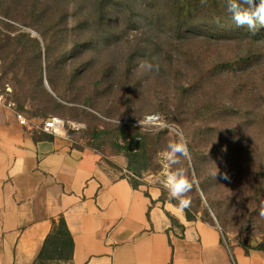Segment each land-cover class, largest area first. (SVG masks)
<instances>
[{
    "label": "trees",
    "instance_id": "obj_1",
    "mask_svg": "<svg viewBox=\"0 0 264 264\" xmlns=\"http://www.w3.org/2000/svg\"><path fill=\"white\" fill-rule=\"evenodd\" d=\"M48 1L55 7L54 11H46L40 0H0V16L4 18L0 23L8 30L0 29V85H6V76L11 74L17 88L15 109L27 117L44 120L57 114L66 119L82 120L93 116L89 108L99 106L91 96L97 89L86 90L80 86L86 66L92 64V59H81L91 53L88 47L92 42L111 31L105 15L113 0H92V7L86 12L82 11V4L88 0H73L74 25L67 20V12L57 10L60 0ZM130 1L126 0V4ZM145 1L149 3L147 6L139 5L136 0V5L129 7L131 26L137 22L134 16L138 18L144 10L154 17L146 24L148 34L136 37L130 62L138 57H148L154 65L166 61L170 65L167 72L173 71L170 76L175 78L174 87L181 111L184 112L183 107L185 110L191 108L203 122L193 128L182 127L193 164L189 166L188 159L181 157L179 167L189 178L193 177L192 171L197 179L204 175L198 185L206 195L214 175L205 176L204 173L216 171L224 175L228 172L227 183L233 179L236 185L242 184L237 193L227 190V195L223 196L227 199H222L223 203L233 207L243 204L254 220L260 218L258 210L264 203V151L259 153L262 146L258 140L259 132L254 131L257 124L246 119L234 134L226 129V135L221 131L224 125L211 122L217 114L235 112L227 101L238 97L259 106L263 111L259 115L264 117V25L258 22L255 31L237 26L226 10V0H206L204 4L201 0ZM11 21L34 30L36 35L31 36ZM174 63L177 68L173 66L175 69H172ZM137 71L126 69V73L136 79L140 78ZM163 112L168 123L184 125L181 112L177 118L170 110ZM109 129L114 130L112 146L115 155L125 159L128 174L110 159L111 163H107L119 169L120 175L126 176L137 188L143 184L138 178L156 168L157 154L167 147L170 139L169 130L145 129L125 121ZM68 130L71 134L73 129ZM100 133L106 131H98L95 136ZM51 137L44 133L35 135V139ZM223 169L227 171H220ZM165 195L161 189V202L168 201L179 207L176 199ZM187 198L191 199L190 207L183 209L187 220L196 219L202 208L206 216L202 220L215 225L202 206L196 185ZM167 215L173 225L183 229L171 214ZM217 217L222 215L217 214ZM237 245L242 246L245 253L249 249L264 252V246L260 244L251 246L243 240ZM73 250L72 235L63 216H59L52 220L51 229L32 264H69Z\"/></svg>",
    "mask_w": 264,
    "mask_h": 264
},
{
    "label": "crops",
    "instance_id": "obj_2",
    "mask_svg": "<svg viewBox=\"0 0 264 264\" xmlns=\"http://www.w3.org/2000/svg\"><path fill=\"white\" fill-rule=\"evenodd\" d=\"M37 133L0 107V264H32L59 216L74 241L69 264H225L216 225L187 220L160 201L157 185L133 187L95 150L73 147L65 130ZM110 160L125 170L123 157ZM234 252L264 264L263 251L235 244Z\"/></svg>",
    "mask_w": 264,
    "mask_h": 264
},
{
    "label": "rangeland",
    "instance_id": "obj_3",
    "mask_svg": "<svg viewBox=\"0 0 264 264\" xmlns=\"http://www.w3.org/2000/svg\"><path fill=\"white\" fill-rule=\"evenodd\" d=\"M40 1L45 4L46 11H54L55 7L53 8L48 0ZM135 2L136 0H131L126 4V0H113L109 3L105 18L111 24V31H107L105 35H103L104 37L100 40L92 42L90 47H88L91 53L89 56H84L81 59H92L90 60V62L92 61V64L86 66L84 76L80 79L79 83L80 86L85 87L86 90L92 88L93 90L97 89L96 92L94 90L91 94V96L93 95L94 97V102L99 106L97 108H89V111L93 116L83 118L82 120H76L62 118L57 114H53V116H57L64 121L66 135L73 147L95 150L106 163H111L109 159L115 158L116 156V152L113 150L112 146V143L115 140L114 130L109 129L114 125L125 121L127 124L133 126L138 125L145 129H154L156 131L167 128L169 130V144L170 142L176 141L178 135H182L185 138V132H183L182 128L183 126H191L193 128L203 124L191 108V110H185L183 107L184 112L181 111V105H179L178 96L174 87L175 78L171 77L173 71L167 72L170 65L166 64V61H163V63L159 65L158 72L155 70L148 71L140 67L141 63L149 62L148 57L133 58L132 62H130V58L133 56L132 53L135 50L133 44L136 37H139V35L142 37L147 35L148 29L146 28V24L154 19L151 13L144 10L145 12H141L138 18L134 16V19L137 20V22L135 21V25H129V7L131 8L135 6ZM139 2L140 3L138 4L143 7L149 4H147V1L145 0H139ZM73 6V0H60L59 7L57 8L60 13L67 12L66 18L69 20L70 24L72 23V25H74L72 20ZM82 6V11L86 12L92 7V0H88L83 3ZM131 18L133 19V15ZM0 19L4 18L0 16ZM11 23L18 28L27 31L31 36L36 35L34 30L22 27L19 23L14 21H11ZM0 29L4 32H8L7 29L2 27L1 23ZM154 48L155 47H153V49ZM171 66L172 69H175L173 66L177 68V64L175 63ZM127 68H130V70L133 71L138 69L137 72L140 78L136 79L135 77L130 76L129 73L127 74ZM0 76H2L1 66ZM5 80L13 90L14 100L17 88L14 85L13 80H11V74H8ZM97 81L99 82L98 85ZM227 105L234 107L235 112L232 111L231 113L222 115L217 114L216 117L214 116V120L211 123L224 125V130L221 129V131L226 133V129H230V133L234 134L239 128L238 126H240V123H243L246 119H251L253 123L257 124L254 131L256 133L259 132L258 140L261 142L262 146L259 153L264 151V117L259 115L263 112L259 110V106H256L250 100L246 99L244 101V99L239 97L227 101ZM168 110H170L173 113L172 116L176 118L179 117L177 114L181 112L180 117L185 119L183 122L184 125L168 123L167 117L163 112H167ZM150 114L158 115L160 117L159 123H146L145 117ZM29 118L35 121L41 120L31 116H29ZM68 121L75 123V126L79 127L78 129L74 128L71 131V134L68 132ZM98 131H106V133H100V136L96 137L95 133ZM166 149L167 147L160 149L158 152L156 168L143 173L138 180L146 185L159 186L166 192L165 196L169 198V192L161 183H159V179L163 173L161 153ZM187 159L189 166H192L193 159H191V156ZM174 167L180 168L179 165ZM226 169L220 171H225ZM123 173L128 174L126 169ZM209 173L214 176L210 181L208 180L210 183V190L207 194L208 196L204 189H202L203 192L201 191L198 184L196 185V191L202 200L203 208L207 209L211 220L221 232L222 246L226 252V261L224 260V262L225 264H246L245 261L241 260L235 254L234 245L244 240L248 244L250 243L249 245L260 244L264 246V218L260 217L254 220V218L248 215V210H246V207L243 204L233 207V205H227V202L223 203L224 201L222 199H227V197H223L227 195V190L232 189V192H239L242 182L236 185L235 180L232 179L227 183L226 180L229 178V175H227L228 172H225L224 175H220V173L216 171L204 174L207 176ZM192 175L195 177L194 171H192ZM203 176L199 179L195 178L200 182L203 181ZM225 176L228 178L225 179ZM222 182L223 184L220 185ZM213 203L215 204L213 205ZM217 214H221L222 217H217ZM205 217L206 216L201 208L197 213V218L205 219ZM258 264H263V262Z\"/></svg>",
    "mask_w": 264,
    "mask_h": 264
},
{
    "label": "clouds",
    "instance_id": "obj_4",
    "mask_svg": "<svg viewBox=\"0 0 264 264\" xmlns=\"http://www.w3.org/2000/svg\"><path fill=\"white\" fill-rule=\"evenodd\" d=\"M201 3H206V0H201ZM226 10L239 27L246 26L250 31H255L258 22L264 25V0H226ZM140 67L148 71H159V64L150 62H143ZM181 157L189 158L190 153L186 139L178 135L177 140L170 142L161 153L163 173L159 183L167 189L171 198L178 200L179 207L183 210L190 207L191 199L187 198V194L198 181L194 176L189 178L182 168L174 167L181 163ZM258 215L264 218V203L260 205Z\"/></svg>",
    "mask_w": 264,
    "mask_h": 264
},
{
    "label": "built area",
    "instance_id": "obj_5",
    "mask_svg": "<svg viewBox=\"0 0 264 264\" xmlns=\"http://www.w3.org/2000/svg\"><path fill=\"white\" fill-rule=\"evenodd\" d=\"M0 107L12 110L17 122L31 132L36 131L52 136H59L61 132L65 130L64 121L57 116L35 121L27 117L23 112L17 111L13 100V90L8 84L4 86L0 85ZM145 122L151 124L159 123V116L154 114L147 115L145 117ZM67 124L69 129L79 128L75 126L76 124L73 122L68 121Z\"/></svg>",
    "mask_w": 264,
    "mask_h": 264
},
{
    "label": "water",
    "instance_id": "obj_6",
    "mask_svg": "<svg viewBox=\"0 0 264 264\" xmlns=\"http://www.w3.org/2000/svg\"><path fill=\"white\" fill-rule=\"evenodd\" d=\"M44 84L48 87L47 81L44 79Z\"/></svg>",
    "mask_w": 264,
    "mask_h": 264
}]
</instances>
